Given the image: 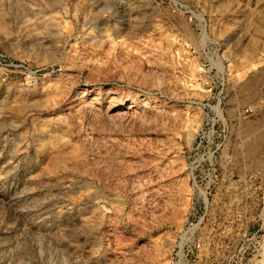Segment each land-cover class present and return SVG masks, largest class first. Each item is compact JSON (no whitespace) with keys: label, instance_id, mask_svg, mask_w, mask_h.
I'll return each instance as SVG.
<instances>
[{"label":"rangeland","instance_id":"obj_1","mask_svg":"<svg viewBox=\"0 0 264 264\" xmlns=\"http://www.w3.org/2000/svg\"><path fill=\"white\" fill-rule=\"evenodd\" d=\"M0 264H264V0H0Z\"/></svg>","mask_w":264,"mask_h":264}]
</instances>
